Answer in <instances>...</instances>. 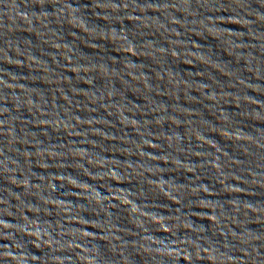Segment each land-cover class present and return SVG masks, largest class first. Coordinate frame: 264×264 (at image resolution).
I'll return each mask as SVG.
<instances>
[{
	"label": "water",
	"instance_id": "water-1",
	"mask_svg": "<svg viewBox=\"0 0 264 264\" xmlns=\"http://www.w3.org/2000/svg\"><path fill=\"white\" fill-rule=\"evenodd\" d=\"M0 264H264V0H0Z\"/></svg>",
	"mask_w": 264,
	"mask_h": 264
}]
</instances>
